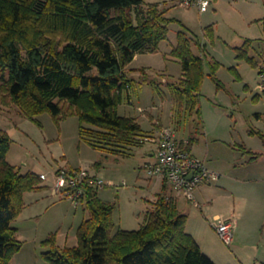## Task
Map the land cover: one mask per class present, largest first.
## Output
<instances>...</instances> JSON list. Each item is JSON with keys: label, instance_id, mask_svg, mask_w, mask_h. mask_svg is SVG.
<instances>
[{"label": "rangeland", "instance_id": "rangeland-1", "mask_svg": "<svg viewBox=\"0 0 264 264\" xmlns=\"http://www.w3.org/2000/svg\"><path fill=\"white\" fill-rule=\"evenodd\" d=\"M146 1L169 8L167 17L179 22L170 25L168 39L160 43L158 53L138 54L128 66L136 84L131 100L125 93L119 114L137 118L146 132L153 116L161 114L164 122L168 121L171 102L174 104L168 85L183 73L180 62L172 57L183 23L196 54H200L198 42L207 45V74L211 73L210 60L219 64L216 76L221 86L210 76L204 81L201 130L197 115L179 132L169 122L161 127L173 128L179 141L185 136L199 138L194 148L197 159L205 160L222 178L218 181L219 175L208 183L209 189H195L193 197L176 189L184 197L181 205L189 215L190 230H198L203 251L215 263L264 264V90L259 78V66L264 68V0H209L211 5L205 12L198 6H180L179 0ZM248 39L253 40L249 55L257 67L237 57L236 49ZM143 70L148 75H143ZM37 118L41 126L10 101L0 103V129L11 138L7 161L22 174L47 175L44 183L49 185L52 174L61 168L77 169L99 162V176L115 185L99 191L100 199L116 205L113 217L118 228L139 229L148 208L147 198L156 192L153 183L148 185L145 170L146 164L155 160L147 154L154 146L144 137V144L134 147L132 155H111L81 140L78 117H69L60 125L50 113ZM149 133L157 134L154 130ZM44 190L24 198L26 207L13 223L22 246L10 264H50L44 254L52 249L47 241L53 236L61 248L79 243L78 230L90 211L83 203L57 199L52 190ZM195 194L199 203L189 202L195 201ZM216 214L225 219L235 216L239 222L230 246L206 219Z\"/></svg>", "mask_w": 264, "mask_h": 264}, {"label": "trees", "instance_id": "trees-1", "mask_svg": "<svg viewBox=\"0 0 264 264\" xmlns=\"http://www.w3.org/2000/svg\"><path fill=\"white\" fill-rule=\"evenodd\" d=\"M161 5L146 0H0V103L10 101L39 126L37 117L44 113L58 125L78 117L80 138L89 146L132 155L152 134L118 109L125 93L131 100L136 84L128 66L138 54L158 53L170 25L179 22L167 17L169 8ZM181 26L172 56L183 75L168 85L172 120L180 131L197 115L201 130L203 84L210 76L219 85V64L210 62L207 74L205 57L194 52L189 29ZM252 49L248 39L236 49L237 57L257 67ZM195 140L185 148L177 144L191 152ZM10 148L9 134L0 129V264H10L21 249L13 223L25 207V194L44 188L39 175L22 174L7 161ZM85 205L90 216L78 230V245L61 248L50 238L52 249L44 254L50 264H217L187 231L188 215L174 197L159 194L137 230L118 228L116 205L97 192L89 190Z\"/></svg>", "mask_w": 264, "mask_h": 264}, {"label": "built area", "instance_id": "built-area-1", "mask_svg": "<svg viewBox=\"0 0 264 264\" xmlns=\"http://www.w3.org/2000/svg\"><path fill=\"white\" fill-rule=\"evenodd\" d=\"M179 4L183 7L198 6L201 12H205L211 5L209 0H179ZM259 78L264 90V68ZM145 141L154 145L157 153V162L148 165L150 173L162 176L187 196L193 197L197 187L219 178V174L209 169L205 162L195 158L186 149L179 148L171 127H163L157 134L147 136ZM40 177L43 181L49 179L45 174ZM49 186L55 198L85 204L89 190L98 193L111 184L89 168L80 167L55 171ZM213 227L225 244L231 245L234 242L237 227L234 218H218L213 222Z\"/></svg>", "mask_w": 264, "mask_h": 264}, {"label": "crops", "instance_id": "crops-1", "mask_svg": "<svg viewBox=\"0 0 264 264\" xmlns=\"http://www.w3.org/2000/svg\"><path fill=\"white\" fill-rule=\"evenodd\" d=\"M198 48H199V51H200V54L199 55H203L204 57H205V59H206V63H207V60L209 61V57H207V45L205 44V43H200V42H198ZM173 50V49H172ZM173 57V56H172ZM177 60V59H176ZM210 62H213L212 60H210ZM209 62V63H210ZM264 64V63H263ZM148 72H146L145 71V74H147ZM148 75V74H147ZM182 75H183V73H182ZM171 106H172V109L170 110V114H169V118H168V121H166V122H164V120H163V118H161L162 117V115L160 114V115H158V116H153V118H152V120L150 119V121H151V126L149 127V129H148V131L150 132V131H155V132H157L158 133V131L159 130H161L160 129V127L162 126V125H164V124H167L168 122H169V124L171 123L172 125H173V120H172V118H173V107H174V104L171 102ZM172 111V112H171ZM137 119V118H136ZM138 121V120H137ZM139 122V121H138ZM140 123V122H139ZM140 125H141V123H140ZM142 126V125H141ZM165 127H169V126H165ZM162 128V127H161ZM144 129V128H143ZM173 129V128H172ZM176 131L177 132H179V130H177L176 129ZM153 134V133H152ZM177 134L178 133H176V140H178V142L185 148V147H187L188 146V143H189V140L191 139V138H193V137H191V138H189L188 136H185L184 138H181L180 139V141H179V139L177 138ZM199 134H201L200 132H199ZM194 139H196L195 141H194V143L192 144V146L190 147V149H191V153H192V155L195 157V158H197V156L195 155V153H194V148L197 146L196 144H199L200 143V140H199V138H194ZM182 140V141H181ZM154 146V145H153ZM147 154H148V156L150 157V158H154L155 160L154 161H152V162H148L147 164H146V166H145V170H146V172L148 173V174H146L147 175V183H148V185H151L152 183L154 184V188H155V193H154V196H151L150 198H147V201H148V208H147V211L148 210H150V209H152V203H154L156 200H157V198H158V195L159 194H164L165 196H167V197H174L176 200H177V202H178V205H179V208H180V210L184 213V214H187L186 213V209L183 207V205H181L182 204V199L184 198L183 197V195L181 194V193H179L174 187H172L169 183H167V181H166V179H164L162 176H158V175H152L151 173H150V171H149V169H148V165H150V164H154V163H156L157 162V153H156V147L154 146V147H151L150 149H148V151H147ZM204 162H205V160H204ZM81 167H86V168H89L93 173H95V174H97V175H100L99 173H100V169H99V167H100V163L99 162H96V163H94L93 165H90V166H84V165H81ZM208 167V166H207ZM210 169V168H209ZM219 175H220V178H219V180L218 181H220L221 180V178H222V175L220 174V173H218ZM217 181V182H218ZM45 181H42L41 182V186L42 187H44L45 188V190L44 191H42L43 193H46L47 191L49 192V190H51L50 188H48V186H49V184H46V183H44ZM111 184V186H115L112 182L110 183ZM200 188V189H199ZM210 187H209V185L208 184H203V185H201V186H199V187H197L196 188V190L198 189V190H202V189H204V190H206V189H209ZM195 190V191H196ZM40 192V190L39 191H34V192H29V193H27L26 195H25V198H26V196L27 195H29V194H34V193H39ZM198 196H200V193L199 192H197L196 193ZM195 194V196H196V199H195V201H189V200H187L186 198V200L187 201H189V202H197V203H199V201L197 200V195ZM99 197H100V193H99ZM38 201V200H37ZM32 204V203H31ZM26 205H27V203H26ZM26 207V206H25ZM147 211H146V213H147ZM188 215V214H187ZM145 216H146V214H145ZM223 217V215L222 214H216L215 216H213V218H208V217H206V219H207V221L209 222V224H210V226L212 227V228H214L213 227V222L216 220V219H218V218H222ZM230 218H234L235 219V216L234 217H230ZM144 220H145V218H144ZM235 221H236V219H235ZM236 223H237V227H236V231L235 232H237V228L239 227V222H237L236 221ZM208 224V223H207ZM215 229V228H214ZM216 230V229H215ZM187 231L190 233V234H192L194 237H195V239L198 241V243L200 244V246H201V248H202V250H204L205 251V247L203 246V244H202V242H201V237L199 236V232H198V230L196 229V231L197 232H195V230H190V220H189V215H188V223H187ZM203 240V239H202ZM234 242H235V238H234ZM233 242V243H234ZM232 243V244H233ZM206 252V251H205Z\"/></svg>", "mask_w": 264, "mask_h": 264}, {"label": "water", "instance_id": "water-1", "mask_svg": "<svg viewBox=\"0 0 264 264\" xmlns=\"http://www.w3.org/2000/svg\"><path fill=\"white\" fill-rule=\"evenodd\" d=\"M193 174H191V177H192Z\"/></svg>", "mask_w": 264, "mask_h": 264}]
</instances>
